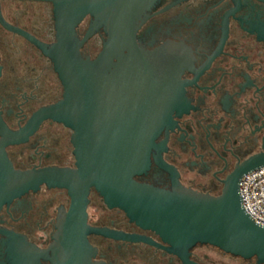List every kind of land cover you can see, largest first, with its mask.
<instances>
[{"label":"flooded vegetation","instance_id":"obj_1","mask_svg":"<svg viewBox=\"0 0 264 264\" xmlns=\"http://www.w3.org/2000/svg\"><path fill=\"white\" fill-rule=\"evenodd\" d=\"M56 18L51 2L0 0V149L17 171L77 168L74 130L38 115L64 97L51 54ZM135 28L131 37L87 14L67 35L106 89L136 72L143 88L136 97L166 120L135 180L220 195L238 165L264 153V0H156ZM88 200L86 264H259L204 243L179 251L109 208L96 189ZM70 206L66 188L47 184L3 205L0 264H53Z\"/></svg>","mask_w":264,"mask_h":264},{"label":"water","instance_id":"obj_2","mask_svg":"<svg viewBox=\"0 0 264 264\" xmlns=\"http://www.w3.org/2000/svg\"><path fill=\"white\" fill-rule=\"evenodd\" d=\"M38 1L51 2L56 9L59 34L51 54L65 90L59 104L38 115L74 130L77 168L17 171L0 149V210L42 184L68 190L71 206L55 236L53 264L88 261L92 248L87 240V206L92 188L109 208L123 210L137 225L156 232L179 251L204 243L264 264V226L246 213L240 195L242 178L264 167V153L238 165L218 196L187 189L178 181L171 191L137 182L135 177L150 166L151 150L166 120L155 117L153 107L136 97L143 91L136 72L112 78L115 85L106 89L103 73L97 69L91 75L89 63L77 58L78 42L67 37L87 14L96 15L113 31L125 29L134 37L135 18L156 0Z\"/></svg>","mask_w":264,"mask_h":264},{"label":"built area","instance_id":"obj_3","mask_svg":"<svg viewBox=\"0 0 264 264\" xmlns=\"http://www.w3.org/2000/svg\"><path fill=\"white\" fill-rule=\"evenodd\" d=\"M240 195L246 213L256 223L264 226V167L242 178Z\"/></svg>","mask_w":264,"mask_h":264}]
</instances>
